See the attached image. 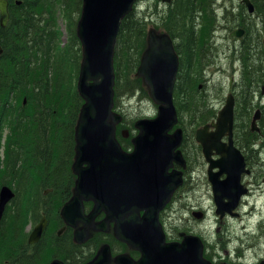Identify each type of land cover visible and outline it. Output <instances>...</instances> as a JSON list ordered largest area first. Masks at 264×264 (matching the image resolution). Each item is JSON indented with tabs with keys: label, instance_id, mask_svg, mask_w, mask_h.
Wrapping results in <instances>:
<instances>
[{
	"label": "water",
	"instance_id": "water-1",
	"mask_svg": "<svg viewBox=\"0 0 264 264\" xmlns=\"http://www.w3.org/2000/svg\"><path fill=\"white\" fill-rule=\"evenodd\" d=\"M136 1L84 0L78 22L83 49L78 91L85 102L76 125L73 164L78 178L75 194L62 213L69 223H85V227L76 231L78 241L88 239L91 228L108 230V222L115 220L116 235L142 252L138 260L123 255L120 264H212L203 256L200 237L187 235L182 242H167L160 222V212L182 182L181 173L175 172L174 180L167 182L162 172L173 160L185 163L178 150L183 141V129L170 132L179 121L174 89L180 59L171 36L154 27L149 30L148 47L137 75L143 78L150 97L159 105L158 114L135 123L139 133L133 138L132 152L125 151L117 138V125L123 116L114 111V57L121 21L133 10ZM250 7L253 11V6ZM0 12L1 24L6 26L10 18L8 0H0ZM2 52L0 45V54ZM234 106V97L230 95L217 120L199 128L196 135L210 162L209 179L217 214L221 217L227 212L233 214L241 196L247 192L241 183L242 174L246 172L245 162L233 144ZM211 127L215 130L210 131ZM226 135L229 144L222 140ZM214 150L222 156L220 159H212ZM215 168L220 170L215 172ZM223 174L227 177L221 180ZM164 180L168 183L166 190L162 186ZM14 196L9 186L1 188L0 219ZM84 200L95 201L88 215L84 211ZM102 211L107 212V217L95 222ZM195 215L202 218L203 213ZM45 224L44 220L35 228L30 242L40 238ZM110 256L109 247L104 245L88 264H108ZM52 264L64 263L55 260Z\"/></svg>",
	"mask_w": 264,
	"mask_h": 264
},
{
	"label": "trees",
	"instance_id": "trees-1",
	"mask_svg": "<svg viewBox=\"0 0 264 264\" xmlns=\"http://www.w3.org/2000/svg\"><path fill=\"white\" fill-rule=\"evenodd\" d=\"M82 1L21 0L17 4L16 0H11L10 21L6 27L0 23V44L4 48L0 55V187L13 184L12 170L21 162L39 165L41 161L33 159L55 156L60 151L59 158L63 165L68 166V159L73 157L74 130L83 104L77 91L82 47L76 30ZM213 2L174 0L164 22L165 30L173 37L181 56L175 102L180 124L184 126L187 136L191 135L189 139L186 136L187 144L191 143L195 127L209 122L216 115V109L211 105V99L214 98H211L212 91L209 88V92L206 91L205 84L201 90L199 84L207 72L203 46L212 43L211 37L218 27L212 9ZM255 3L259 15L255 22L261 26L264 25V0H256ZM60 16L66 21L68 31V40L64 44ZM147 21L148 16H140L136 11L122 21L115 55L116 109L120 106L121 96L131 98L142 91L149 96L142 79L136 76L142 53L147 47ZM249 57L250 52L245 50L243 59L246 74L250 68ZM134 72V80H131ZM218 88L216 84L213 89L216 94ZM187 116L190 123L186 126L184 120ZM125 121L131 125L135 122L132 120L129 123L126 116ZM5 129L10 131L5 132ZM52 140H55L54 144L50 142ZM35 167L28 171L31 174L18 176V184L32 182L36 178L32 173ZM54 175L53 180L56 181L57 174ZM39 187L32 190L34 212L37 211L34 204L41 196ZM16 199L20 200L19 194ZM16 212L18 214H12L8 224L12 218L17 223L12 222V228L11 225L6 228L9 213L6 210L0 223V241H5L3 236L6 235L8 241L13 242V229L17 246L18 242L25 241L26 235L20 227L27 220L19 210ZM4 250L6 252L0 255V264H42L38 253L15 257L12 245L11 251H8V247ZM19 250L23 251L22 248ZM2 252L0 244V254Z\"/></svg>",
	"mask_w": 264,
	"mask_h": 264
},
{
	"label": "flooded vegetation",
	"instance_id": "flooded-vegetation-1",
	"mask_svg": "<svg viewBox=\"0 0 264 264\" xmlns=\"http://www.w3.org/2000/svg\"><path fill=\"white\" fill-rule=\"evenodd\" d=\"M255 1L250 0L255 8L254 11H251L245 0H214L212 9L218 20V27L211 37L212 43L203 46L204 56L207 58L205 60L207 63L206 68L220 59L223 67L221 71H216V74L226 76L228 70H232L228 88L224 83L217 82L219 85L217 97L211 99V105L213 109H217L216 113L218 114L226 103L227 97L229 95L234 97V144L244 155L247 167L251 170L248 176H244V180L247 177H252L251 182L245 183L244 181L250 196L254 195L256 190H260L259 194L261 192L264 193V25L261 24L259 26L255 22L259 18ZM9 2L10 6L11 0ZM239 19L241 20L240 22ZM229 27L231 28L230 30ZM245 50L250 52V68L247 74L243 59ZM225 66H227L226 69ZM202 87L203 84L202 86L200 85V88ZM9 131V129H5V132ZM185 134L187 136L186 131ZM126 135V138L129 137L128 139L133 136L131 130ZM128 141H125L124 145L130 151L133 145L131 144L132 146H130ZM130 141L132 143V140ZM193 146L198 156L205 158L202 145L196 144L192 136L191 143L187 144V148L186 146L183 147L184 157H186L185 164L182 165L175 162L174 165L169 167L171 172L174 170L182 172L183 184L179 189L187 184V162L190 166L192 165L189 149L193 148ZM214 157L216 159L219 158L216 155ZM33 160H40L41 163L35 165V163L21 162L12 170L14 181L11 186L15 191V196L17 194L21 196L23 194L22 189L26 190L27 186L31 187L29 190L31 193L32 187L40 186V197H42V188L46 196L42 197V201L39 199L34 204L36 212L32 210L33 203L29 206L25 203L23 204L25 217H30L32 221L35 219L34 222L36 223L30 227L29 233L28 231L26 233V225L23 227L19 226L24 230L26 237L25 241L18 242V245L12 249L13 253L20 248L23 249L24 255L38 253L42 264H52L55 260H59L64 264H87L94 260L96 254L104 245H107L111 252L108 264H120L119 261H123L122 256L125 254H129L134 259L140 257L141 253L138 250L132 248L126 241L121 240L116 235L115 220L108 222V230L95 231L91 228V236L84 241H78L76 239V231L85 227V223L83 221L69 223L62 213L65 203L73 197L76 185L77 175L72 170L73 157L68 159V166L63 165L62 159L54 156L36 157ZM33 166H36L32 172L36 175V178L32 183L29 181L27 185L18 184L16 178L31 174L28 171L32 170ZM63 169L64 171L67 170L66 176H63ZM54 173L57 174L56 181L53 180L55 178V175L53 176ZM62 180L67 181L63 189ZM167 185V182H163L164 190H166ZM66 193L70 195L63 200ZM246 197L243 199L241 207ZM17 201L18 199L14 198L6 206L5 210L10 207H16ZM83 206L88 214L93 209L94 202L92 200H84ZM168 210H170V205L163 211L161 217L167 237L169 240L180 239L179 232L177 237H172L168 231V223L164 219ZM106 216V213L101 212L96 216L95 222L102 220ZM44 219H46V224L40 238L35 242H30V236L34 232L35 227L41 224ZM12 222L13 219L10 224ZM13 223L16 224L17 222Z\"/></svg>",
	"mask_w": 264,
	"mask_h": 264
},
{
	"label": "rangeland",
	"instance_id": "rangeland-1",
	"mask_svg": "<svg viewBox=\"0 0 264 264\" xmlns=\"http://www.w3.org/2000/svg\"><path fill=\"white\" fill-rule=\"evenodd\" d=\"M172 5H174V2L168 4L162 0H139L136 12L140 16H148V29H151V26L155 25L156 27L158 25L160 26L158 27L159 29L165 30V17H167ZM240 21L239 19V22ZM59 25L63 33L62 43L64 44L68 40V31L66 21L61 16L59 18ZM230 29L229 27V30ZM222 67L223 63L220 59L217 60L215 64L208 66L206 68V76L203 78L202 82L199 83L201 86L205 84L206 91H208V88L212 91L213 94L211 98L217 97V94L213 90L215 85L218 84L217 82L220 81L221 84L224 83L227 88L229 86V78L232 75V70H228L226 76L216 74V71H221ZM226 68L227 66H225V69ZM134 74L135 72L131 75V80H134ZM144 88L146 89L145 86ZM201 90H203V87ZM146 95L147 93L142 91L134 94L131 98L127 95L121 96L119 97L120 106L116 110L123 113L129 123L141 117H154L157 114L158 106ZM184 121L187 126L188 123H190V118L187 116ZM128 128L131 129V131H136L134 125L127 124L125 121L120 125L121 131L119 134L125 137L122 135V132L123 129L129 131ZM135 134L136 132H133V136ZM128 138L125 139L132 140V138ZM54 141L55 140H52L50 142L54 144ZM184 146L187 148V139ZM59 155L60 151L58 154H55L54 157H59ZM189 155L192 165L187 169V184L175 194L174 200L170 204V210H168L164 216V219L168 223L170 235L172 237H177L179 231L185 230L188 234L201 236L207 247V255L218 264L224 261L234 264H259L264 259V193L261 192L259 194L260 190H256L254 195H248L244 200L243 206L238 210L241 214L240 217L231 218L230 216L221 219L216 214V204L214 202L212 185L208 176L209 164L204 157L198 156L194 146L189 149ZM62 157L64 158V154ZM63 173L66 176L67 170L64 171L63 169ZM251 178L252 177H247L246 180H244L245 183L251 182ZM66 182L67 181H63L62 189ZM35 187L32 188L34 189ZM30 188L29 186H27L26 190L23 188V194L20 196L21 201H17L16 207L9 208L6 228L11 225L8 224V222L12 214L14 215V213H17V210H19L20 214L24 215L23 203L28 206L31 205L32 193L29 192ZM43 192L42 188V197H45L46 195ZM69 195L70 194L66 193L63 200L69 197ZM42 197H40V201H42ZM194 211L204 212V218L199 219L194 216ZM34 220L35 219L32 221L30 217H27L25 224L26 233L27 231L29 233L30 227L35 225L36 222H34ZM11 236L13 242L8 241L6 235L3 236L5 241L1 239L0 244L3 247V252L0 255H5L4 253L6 250L4 249L6 247H8V251H11V245L12 249L16 247L17 242L13 237V229H11Z\"/></svg>",
	"mask_w": 264,
	"mask_h": 264
},
{
	"label": "bare ground",
	"instance_id": "bare-ground-1",
	"mask_svg": "<svg viewBox=\"0 0 264 264\" xmlns=\"http://www.w3.org/2000/svg\"><path fill=\"white\" fill-rule=\"evenodd\" d=\"M17 1L21 3V0H17ZM62 37H63V35H62ZM26 102H27V100H26ZM22 254H23V251L18 250V251H16V252L14 253V256H15V257H18V256H20V255H22Z\"/></svg>",
	"mask_w": 264,
	"mask_h": 264
}]
</instances>
